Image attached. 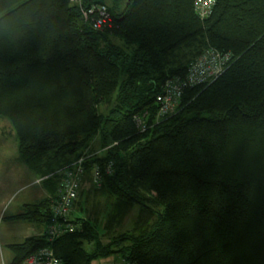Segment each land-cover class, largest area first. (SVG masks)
Listing matches in <instances>:
<instances>
[{"label": "trees", "instance_id": "trees-1", "mask_svg": "<svg viewBox=\"0 0 264 264\" xmlns=\"http://www.w3.org/2000/svg\"><path fill=\"white\" fill-rule=\"evenodd\" d=\"M79 1L0 0V118L46 191L11 216L42 229L8 244L11 264L44 247L62 264H264V0H216L205 19L193 0ZM209 49L229 53L222 72L158 116L166 81ZM80 157L85 181L100 168L105 241L96 216L50 240L58 171Z\"/></svg>", "mask_w": 264, "mask_h": 264}, {"label": "rangeland", "instance_id": "rangeland-1", "mask_svg": "<svg viewBox=\"0 0 264 264\" xmlns=\"http://www.w3.org/2000/svg\"><path fill=\"white\" fill-rule=\"evenodd\" d=\"M104 1L116 12H120L128 0ZM91 148L94 149L92 153L99 151L98 136L92 141ZM38 177L21 161L16 137L8 120L0 118V264H11L12 254L8 244L20 242L26 236L37 234L40 231L35 229L32 222L11 218L12 215L22 210L23 204L35 203L46 195ZM94 186L97 187L93 183V175L91 182L85 181L83 176L78 197L73 205V212L71 211V218L76 216L98 217L99 221L95 226L102 241H105L101 224L111 209V205L105 196H101L93 189ZM136 212L137 206H134L125 217L122 229L132 224ZM39 228L41 229V227ZM92 248L93 246L90 247V250ZM114 259V256L98 257L91 264H113Z\"/></svg>", "mask_w": 264, "mask_h": 264}, {"label": "built area", "instance_id": "built-area-1", "mask_svg": "<svg viewBox=\"0 0 264 264\" xmlns=\"http://www.w3.org/2000/svg\"><path fill=\"white\" fill-rule=\"evenodd\" d=\"M76 3H80L79 0H71ZM216 0H193V7L196 14L205 19L209 17L213 11ZM94 7L89 9H82V15L84 18L88 17V14L92 13ZM98 18L96 19L95 28L102 27V24L106 21L109 15L104 5H101L97 10ZM230 59L229 53L219 52L217 50L209 49L193 61L188 69V73L183 81L172 78L168 79L164 84L161 94L158 97L159 107L158 116H168L175 112L182 92L186 86H194L203 83H207L225 68L227 62ZM136 116L135 120L140 130L143 131L146 128L144 117ZM143 118V119H142ZM84 157L78 158L69 166L58 171L59 182L56 198L51 204V219L45 228V233L50 240L61 236L64 233L73 232L76 228L71 218V211L75 200L78 197L82 178L84 176L83 168ZM105 174L112 172V163L108 162L104 166ZM100 168L98 166L93 170V183L98 187L101 183ZM26 264H62L51 248L44 247L29 255L26 260ZM115 264H139L124 259L119 260Z\"/></svg>", "mask_w": 264, "mask_h": 264}, {"label": "crops", "instance_id": "crops-1", "mask_svg": "<svg viewBox=\"0 0 264 264\" xmlns=\"http://www.w3.org/2000/svg\"><path fill=\"white\" fill-rule=\"evenodd\" d=\"M72 212H73V209H72ZM31 224H34V223H31ZM33 226H35V229H37V230L39 229L40 230L37 234L42 233V229H40L37 225L34 224ZM37 234H32L31 236L37 235ZM26 237H28V236H26Z\"/></svg>", "mask_w": 264, "mask_h": 264}, {"label": "bare ground", "instance_id": "bare-ground-1", "mask_svg": "<svg viewBox=\"0 0 264 264\" xmlns=\"http://www.w3.org/2000/svg\"><path fill=\"white\" fill-rule=\"evenodd\" d=\"M31 255V254H30Z\"/></svg>", "mask_w": 264, "mask_h": 264}]
</instances>
